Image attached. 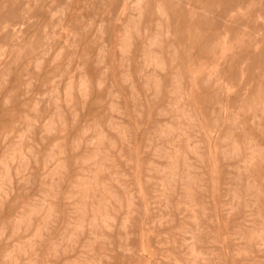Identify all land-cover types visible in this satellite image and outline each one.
<instances>
[{
  "label": "rangeland",
  "instance_id": "1",
  "mask_svg": "<svg viewBox=\"0 0 264 264\" xmlns=\"http://www.w3.org/2000/svg\"><path fill=\"white\" fill-rule=\"evenodd\" d=\"M0 264H264V0H0Z\"/></svg>",
  "mask_w": 264,
  "mask_h": 264
},
{
  "label": "bare ground",
  "instance_id": "2",
  "mask_svg": "<svg viewBox=\"0 0 264 264\" xmlns=\"http://www.w3.org/2000/svg\"><path fill=\"white\" fill-rule=\"evenodd\" d=\"M100 257V256H99Z\"/></svg>",
  "mask_w": 264,
  "mask_h": 264
}]
</instances>
